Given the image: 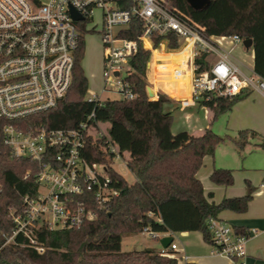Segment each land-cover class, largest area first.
Segmentation results:
<instances>
[{
    "label": "trees",
    "instance_id": "trees-1",
    "mask_svg": "<svg viewBox=\"0 0 264 264\" xmlns=\"http://www.w3.org/2000/svg\"><path fill=\"white\" fill-rule=\"evenodd\" d=\"M165 1L181 19L202 29L206 37L237 35L251 40L253 70L264 80V0H208L200 8L193 7L188 0ZM124 7L121 4V8ZM141 29V22L133 19L118 36L138 42ZM161 39L153 36L154 49ZM179 47L177 38H169V50ZM83 52L84 40L80 34L70 86L55 108L14 122L0 118V264H178L175 259L161 256L160 251L153 249L122 251V240L148 228L158 234L199 232L203 241L209 244L208 219L218 218L223 211L246 212L253 188L247 185L242 197L223 199L218 204L208 202L196 177L203 158L212 156L227 141L240 153L252 144V140L259 139L256 146L264 150V140L249 130H241L235 137L219 136L211 130V124L220 115L228 113L241 97L228 100L212 96L208 101H202L207 108L208 128L196 133L172 134L173 117L164 111V106L173 101L163 93H157L156 99L147 96L150 52L139 42L136 54L127 62L128 75L124 78L133 99L88 102L87 79L81 67ZM205 58V54L195 58L194 64L199 66L197 74L205 70ZM182 91L189 95V84L179 90V97ZM91 113L98 124L108 125L105 134L121 156L127 154L125 164L135 182L128 184L113 170V156L104 147L103 139L92 134L87 138L85 159L108 167L119 196L98 212L94 221L83 223L79 228L37 229L35 238L45 248L41 254L29 247L21 235L5 244L6 237L15 228L11 212L22 211L24 197L37 194L38 166L30 159L11 155L3 144L4 127L11 123L23 131L40 127L73 129ZM209 180L214 185L231 186L232 171L214 169ZM233 229L248 236L243 228Z\"/></svg>",
    "mask_w": 264,
    "mask_h": 264
},
{
    "label": "built area",
    "instance_id": "built-area-1",
    "mask_svg": "<svg viewBox=\"0 0 264 264\" xmlns=\"http://www.w3.org/2000/svg\"><path fill=\"white\" fill-rule=\"evenodd\" d=\"M121 4L124 8H121ZM82 19L75 21L71 11ZM99 27L103 57L101 93L112 91L133 99L124 78L128 60L141 47L152 53L169 38L180 41V50L188 51L191 68L189 97L182 99L183 108L197 106L207 113L202 101L210 97L236 99L250 91L264 97V80L232 55L231 47H240L244 39L237 35L204 36L199 27L181 19L165 0H0V118L19 121L55 108L65 97L71 83L74 52L82 32ZM141 22L137 41L122 39L118 33L131 21ZM153 36L161 37L153 48ZM147 44V47L145 45ZM185 46V47H184ZM230 47V49H226ZM205 54V70L199 74L194 60ZM153 70L162 73L164 65L156 60ZM244 68V69H242ZM126 74L122 78L121 71ZM116 73H118L116 75ZM185 71H176L183 76ZM88 102H102L97 93ZM103 139L106 150L115 159L122 158L116 147L102 132L93 113L73 129L23 131L11 123L3 129V144L15 158H27L38 166L35 197H24L22 211H12L15 225L5 244L21 235L37 253L45 248L35 238L40 227L48 230L79 228L94 221L119 196L108 167L90 163L84 153L88 136ZM151 215V214H149ZM159 221V220H158ZM212 253L234 264H245L248 236L238 234L226 221L210 218ZM141 234L159 240L158 233L144 228ZM161 256L185 264L188 257L174 240Z\"/></svg>",
    "mask_w": 264,
    "mask_h": 264
},
{
    "label": "crops",
    "instance_id": "crops-1",
    "mask_svg": "<svg viewBox=\"0 0 264 264\" xmlns=\"http://www.w3.org/2000/svg\"><path fill=\"white\" fill-rule=\"evenodd\" d=\"M163 49L162 54L165 56L173 52H179V49L169 50L166 46ZM245 54L249 55L250 63H244V61H240L237 58L238 61L253 68L254 55L252 47ZM160 56L162 55H159V58H154L155 60L153 59L152 62L160 60L162 64L167 65L165 58ZM154 62L153 65L155 64ZM165 74L167 73L165 72ZM154 80L156 81V78ZM157 85L158 88H162L160 84ZM179 90L175 91V96L165 93L173 101L171 104L164 106V111L170 112L173 117L172 134L182 131L196 133L207 129L209 126L207 113L197 106L181 107L180 101L189 97V95H185V92L182 91L179 97L177 95ZM97 94L100 99L101 90ZM240 97L232 109L224 115L223 121L217 127H213L214 129L211 128V130L217 135H220L221 131L222 134L224 133L231 137H235L241 130H249L264 140V97L256 91H250ZM153 99H156V96ZM176 114H179L181 126L179 130L174 131L173 125ZM259 142V139L252 140V144L248 145L240 153L237 152L231 142H225L215 150L212 156L203 158L202 166L196 174L197 179L202 184L207 201L215 204H218L223 199L244 196L247 185L253 188L252 199L248 203L246 212L223 211L218 215L220 220L226 221L231 227L243 228L247 231L248 241L246 244L245 264H264V150L256 146ZM219 168L232 171L233 184L231 186H218L210 182L209 175L214 169ZM172 234H179L182 237L194 236L193 245H190L189 241L182 242L188 249L187 252L182 249L188 257L186 263L234 264L225 257L213 254L211 246L203 241L199 232L164 233L159 238V241L164 237H170ZM191 247L194 248L193 251H190Z\"/></svg>",
    "mask_w": 264,
    "mask_h": 264
},
{
    "label": "rangeland",
    "instance_id": "rangeland-1",
    "mask_svg": "<svg viewBox=\"0 0 264 264\" xmlns=\"http://www.w3.org/2000/svg\"><path fill=\"white\" fill-rule=\"evenodd\" d=\"M97 21H98V16L96 15L94 22H92L89 25V28L87 29V31L90 30ZM82 35H83V40H84V52H83V58L81 61V67L87 79L86 96L88 97L89 95H91L92 93L91 91L98 93L103 86L102 72H103L104 50L101 44V34L99 33V27L95 28V30L93 31H88L85 33L82 32ZM164 47H165L164 44H161L159 47V50L154 52L153 54L154 57L152 56V53H150L149 60L147 63V86L146 88H150L154 95L150 99H153L157 95V93H163V94L167 93L170 96L171 95L175 96V91H178L183 86L188 84L189 81H191L190 61L187 57L188 51L180 50L179 52H173L165 56L164 54H162ZM231 48L233 49L232 55L234 57L238 58L240 61H244V63H250L249 55L245 54V52L242 50L240 45L239 47H231ZM226 49L228 50L230 49V47H226ZM159 55H162L160 57H164L166 63L170 65V67L164 66L163 68H161L163 72L160 75L156 74V72L152 70L153 69L152 64L154 62V61L152 62V60L153 58H159ZM176 71H185V74L183 76H178V75H175ZM125 72H126L125 70L121 71L122 78L125 76L126 74ZM165 72L167 74H165ZM157 73H160V72H157ZM155 78H156V81L154 80ZM157 84H160L162 88H158ZM122 98L123 96L120 93L112 92V91H104L103 93L100 94L101 101L120 100ZM224 115L225 114L220 115L216 119V121H214L213 124H211L210 127L212 129H214L213 127H217L218 124L221 121H223ZM174 119H175V123L173 125V130L176 131V130H179L181 126L179 114H176ZM99 127L102 130V132L105 134L107 131L108 125L105 123H100ZM223 134L220 131L219 136H224L225 134L224 135ZM126 159H127V154L125 153L122 154V158L115 159L113 161L112 168L115 172L121 175L128 184H132L135 182V179H134V176L130 173V171L126 167V164H125ZM207 182L210 183L209 181ZM162 235L163 234H159L160 237ZM170 237L174 240V242L179 248L183 249L186 252L188 251V249L186 245L182 244V242L189 241V244L193 245L192 241L194 239V236H183L182 237L179 234H172ZM144 248H150L156 252H159L161 250L159 240L152 239L148 237L147 235L141 234V233L134 237L124 238L121 243L122 251L140 250ZM193 249L194 248L190 249V251H193ZM243 261H245V259Z\"/></svg>",
    "mask_w": 264,
    "mask_h": 264
},
{
    "label": "water",
    "instance_id": "water-1",
    "mask_svg": "<svg viewBox=\"0 0 264 264\" xmlns=\"http://www.w3.org/2000/svg\"><path fill=\"white\" fill-rule=\"evenodd\" d=\"M189 3L193 6V7H196V8H200V7H203L207 4V1L208 0H188ZM71 15L73 17V19L75 21H79L81 20L82 18L75 12V11H71ZM243 45L248 49L250 47H252V41L249 40V39H246L243 41ZM118 73H116L117 75ZM146 93H147V96L149 98L153 97V92L150 88H146ZM160 246L163 248V249H166L168 247V245L172 242V238L171 237H164L162 239H160ZM152 249L150 248H147V251H151Z\"/></svg>",
    "mask_w": 264,
    "mask_h": 264
},
{
    "label": "bare ground",
    "instance_id": "bare-ground-1",
    "mask_svg": "<svg viewBox=\"0 0 264 264\" xmlns=\"http://www.w3.org/2000/svg\"><path fill=\"white\" fill-rule=\"evenodd\" d=\"M191 82V81H190ZM190 82L188 83L189 84V89H190Z\"/></svg>",
    "mask_w": 264,
    "mask_h": 264
}]
</instances>
